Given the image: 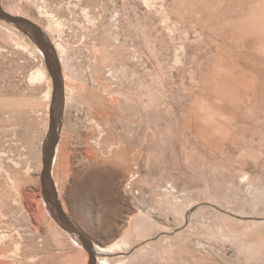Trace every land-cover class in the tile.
<instances>
[{"label": "rangeland", "instance_id": "1", "mask_svg": "<svg viewBox=\"0 0 264 264\" xmlns=\"http://www.w3.org/2000/svg\"><path fill=\"white\" fill-rule=\"evenodd\" d=\"M2 4L58 56L52 176L98 264H264V0ZM54 92L0 18V264H89L43 194Z\"/></svg>", "mask_w": 264, "mask_h": 264}, {"label": "water", "instance_id": "2", "mask_svg": "<svg viewBox=\"0 0 264 264\" xmlns=\"http://www.w3.org/2000/svg\"><path fill=\"white\" fill-rule=\"evenodd\" d=\"M0 18L20 28L44 53L48 70L53 78L55 91V108L52 111L50 132L45 145L43 158L44 166L42 172V185L44 198L52 214L63 226V228L77 236L82 242L83 246L88 251L90 256L89 264H98L94 244L72 223L70 218L63 210L61 201L59 200V194L52 176V168L62 125L65 98L58 56L43 31L28 19L13 16L2 9L1 6Z\"/></svg>", "mask_w": 264, "mask_h": 264}, {"label": "bare ground", "instance_id": "3", "mask_svg": "<svg viewBox=\"0 0 264 264\" xmlns=\"http://www.w3.org/2000/svg\"><path fill=\"white\" fill-rule=\"evenodd\" d=\"M2 7H3V9L6 11V12H8V13H10L11 15H13V16H19V15H17V14H14L7 6H6V4L5 5H3L2 4ZM19 17H21V16H19ZM24 17V16H23ZM24 18H26V19H28L27 17H24ZM30 20V19H29ZM56 47H57V49L59 50V47L56 45ZM44 76H46V71L45 70H39L38 72H37V74H36V77L37 78H43ZM35 77V76H34ZM52 94V87L50 88V92H49V95H51ZM50 97V96H49ZM57 186H58V192L60 193V197H61V193H62V188H60L59 187V185L57 184ZM62 198V197H61ZM63 204V203H62ZM65 208V207H64ZM65 211H66V209H65Z\"/></svg>", "mask_w": 264, "mask_h": 264}]
</instances>
